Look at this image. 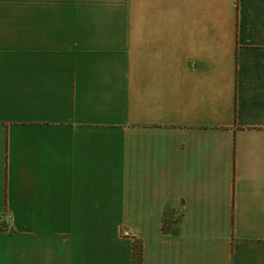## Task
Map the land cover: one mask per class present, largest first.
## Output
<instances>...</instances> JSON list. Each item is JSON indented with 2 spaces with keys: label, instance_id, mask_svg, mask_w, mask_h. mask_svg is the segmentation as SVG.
Segmentation results:
<instances>
[{
  "label": "crops",
  "instance_id": "0c3cea01",
  "mask_svg": "<svg viewBox=\"0 0 264 264\" xmlns=\"http://www.w3.org/2000/svg\"><path fill=\"white\" fill-rule=\"evenodd\" d=\"M264 264V0H0V264Z\"/></svg>",
  "mask_w": 264,
  "mask_h": 264
},
{
  "label": "trees",
  "instance_id": "16d2710c",
  "mask_svg": "<svg viewBox=\"0 0 264 264\" xmlns=\"http://www.w3.org/2000/svg\"><path fill=\"white\" fill-rule=\"evenodd\" d=\"M135 264H141V252L136 250Z\"/></svg>",
  "mask_w": 264,
  "mask_h": 264
}]
</instances>
